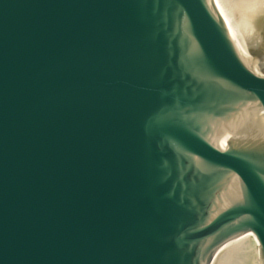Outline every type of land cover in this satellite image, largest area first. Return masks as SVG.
I'll return each instance as SVG.
<instances>
[{
    "label": "water",
    "instance_id": "95a60500",
    "mask_svg": "<svg viewBox=\"0 0 264 264\" xmlns=\"http://www.w3.org/2000/svg\"><path fill=\"white\" fill-rule=\"evenodd\" d=\"M237 46L212 0H0V264H209L242 234L264 264Z\"/></svg>",
    "mask_w": 264,
    "mask_h": 264
},
{
    "label": "bare ground",
    "instance_id": "6f19581e",
    "mask_svg": "<svg viewBox=\"0 0 264 264\" xmlns=\"http://www.w3.org/2000/svg\"><path fill=\"white\" fill-rule=\"evenodd\" d=\"M225 19L233 40L253 56L254 48L263 53L264 0H212ZM259 248L236 237L225 243L211 264H257Z\"/></svg>",
    "mask_w": 264,
    "mask_h": 264
},
{
    "label": "rangeland",
    "instance_id": "374dc122",
    "mask_svg": "<svg viewBox=\"0 0 264 264\" xmlns=\"http://www.w3.org/2000/svg\"><path fill=\"white\" fill-rule=\"evenodd\" d=\"M257 51H259V49H258L257 47L254 48V51H253V52H257ZM261 57H262V53H261V55H259V57H257V59H258L259 61H261V60H260Z\"/></svg>",
    "mask_w": 264,
    "mask_h": 264
}]
</instances>
